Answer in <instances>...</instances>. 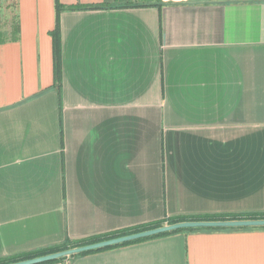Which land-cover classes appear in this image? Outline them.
Masks as SVG:
<instances>
[{
    "label": "crops",
    "instance_id": "crops-1",
    "mask_svg": "<svg viewBox=\"0 0 264 264\" xmlns=\"http://www.w3.org/2000/svg\"><path fill=\"white\" fill-rule=\"evenodd\" d=\"M18 0L0 44V262L171 218L264 214V0ZM58 264H264V226Z\"/></svg>",
    "mask_w": 264,
    "mask_h": 264
},
{
    "label": "trees",
    "instance_id": "trees-1",
    "mask_svg": "<svg viewBox=\"0 0 264 264\" xmlns=\"http://www.w3.org/2000/svg\"><path fill=\"white\" fill-rule=\"evenodd\" d=\"M9 1L10 0H0V44L6 43V42L17 41L20 38L21 26H20V20H19V13H18V10H17V8H18V0H12L13 1L12 3L6 4ZM13 8L16 10L15 11V15L12 18H10L8 21L4 22L3 12L5 10H9V9H13ZM67 8L68 9H75V8H81V7H78V6H76V7L75 6H65L61 2H59L58 0L56 2L57 23H56L55 29L52 31V35H53V38H54V60H55V82H54V87L59 89V93L61 92V84H62V63H61L62 46H61V31H60V13H61L62 10L67 9ZM249 219H264V214L251 213V214H244V215L235 214V215L193 216V217L171 218V219H169L167 221V223L159 222V223L150 224V225H147V226H141L139 228H134L132 230H123L121 232H116V233L107 234V235H103V236L87 238V239H84V240H71V239L67 238L64 242H62L60 244H56V245H53V246L40 248V249L31 251V252H28V253H24L22 255L6 258V259L2 260L0 262V264H9V263H13V262H17V261H21V260H25V259L35 258V257H39V256H43V255H47V254H51V253L67 250V249H70V248H75V247H79V246H83V245H87V244H91V243H96V242H99V241L112 239V238L123 236V235H128V234L149 230V229L161 227V226H164V225L180 223V222H187V221L249 220ZM198 229L199 228H184V229L174 230V231H171V232H166V233L158 234V235L147 237V238H142V239H139V240L125 242V243H121V244H118V245H114V246H110V247H107V248L98 249V250H94V251H90V252H84V253L77 254V255H85V254H89V253H92V252L102 251V250H105V249L125 246V245H129V244L136 243V242H139V241L150 240V239L163 237V236L174 234V233H178V232H193V231H196ZM73 256L62 257V258H59L57 260L50 261V262L43 263V264H57V263H60L62 260L67 259V258H71Z\"/></svg>",
    "mask_w": 264,
    "mask_h": 264
},
{
    "label": "water",
    "instance_id": "water-1",
    "mask_svg": "<svg viewBox=\"0 0 264 264\" xmlns=\"http://www.w3.org/2000/svg\"><path fill=\"white\" fill-rule=\"evenodd\" d=\"M252 226H264V219H249V220H225V221H187L175 224L164 225L161 227L140 231L128 235H123L115 237L112 239L99 241L96 243H91L75 248H70L67 250L25 259L9 264H43L50 261L57 260L62 257H69L84 252H90L98 249L107 248L110 246L118 245L125 242H130L134 240H139L142 238H147L155 236L158 234L171 232L174 230L184 229V228H205V227H252Z\"/></svg>",
    "mask_w": 264,
    "mask_h": 264
},
{
    "label": "rangeland",
    "instance_id": "rangeland-1",
    "mask_svg": "<svg viewBox=\"0 0 264 264\" xmlns=\"http://www.w3.org/2000/svg\"><path fill=\"white\" fill-rule=\"evenodd\" d=\"M13 1L10 0L9 2H7L6 4H10L12 3ZM15 9H9V10H5L3 12V16H4V22L8 21L10 18H12L14 15H15ZM8 25V24H7Z\"/></svg>",
    "mask_w": 264,
    "mask_h": 264
},
{
    "label": "built area",
    "instance_id": "built-area-1",
    "mask_svg": "<svg viewBox=\"0 0 264 264\" xmlns=\"http://www.w3.org/2000/svg\"><path fill=\"white\" fill-rule=\"evenodd\" d=\"M58 264V263H57Z\"/></svg>",
    "mask_w": 264,
    "mask_h": 264
}]
</instances>
